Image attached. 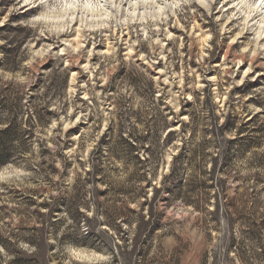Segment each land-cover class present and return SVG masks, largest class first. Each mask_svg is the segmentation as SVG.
Returning a JSON list of instances; mask_svg holds the SVG:
<instances>
[{
  "label": "rangeland",
  "instance_id": "obj_1",
  "mask_svg": "<svg viewBox=\"0 0 264 264\" xmlns=\"http://www.w3.org/2000/svg\"><path fill=\"white\" fill-rule=\"evenodd\" d=\"M223 1L0 0V103L48 110L0 264H264V14Z\"/></svg>",
  "mask_w": 264,
  "mask_h": 264
},
{
  "label": "trees",
  "instance_id": "obj_2",
  "mask_svg": "<svg viewBox=\"0 0 264 264\" xmlns=\"http://www.w3.org/2000/svg\"><path fill=\"white\" fill-rule=\"evenodd\" d=\"M6 60H9L6 58ZM47 107L38 108L37 104H32L29 109L25 108L23 101L1 102L0 103V165L18 159H27L34 142L33 134L15 133L22 128L32 129L36 123L46 124ZM126 147L130 153L136 155L137 159L143 162L147 159L142 155L148 147L143 146V138H139L137 143L131 142L128 138Z\"/></svg>",
  "mask_w": 264,
  "mask_h": 264
},
{
  "label": "bare ground",
  "instance_id": "obj_3",
  "mask_svg": "<svg viewBox=\"0 0 264 264\" xmlns=\"http://www.w3.org/2000/svg\"><path fill=\"white\" fill-rule=\"evenodd\" d=\"M76 1V0H75ZM79 1V0H77ZM83 1V0H82ZM105 1L106 4H113L116 3L117 5H122V4H126L128 3L129 0H101V2ZM131 2L134 1V6H136L135 8H137V4L140 5H144L146 3H148L149 0H130ZM152 1V0H151ZM156 1V0H153ZM164 2V0H157L158 4L160 5V7L162 6L161 2ZM177 2V0H174ZM179 1V0H178ZM206 2L209 3V5H212L213 3L217 2L218 0H204ZM244 1L245 0H224L223 2H225L224 6L227 7V9H232V10H237L239 7L243 8V10H246L244 7ZM74 4V3H73ZM105 4V5H106ZM86 9L91 8V4L90 2L86 3ZM133 6V5H132ZM73 7V5H72ZM240 8V9H241ZM73 9V8H72ZM248 12H250V14L248 16H246L245 18L249 21V23L252 21L254 22L255 19L264 14V0H257V2L254 4L253 7H249L248 8ZM237 17V16H236ZM244 17V16H243ZM239 18V17H238ZM261 25H259L260 29L262 30V34H264V18L261 19ZM250 26V25H249ZM252 26V25H251Z\"/></svg>",
  "mask_w": 264,
  "mask_h": 264
}]
</instances>
